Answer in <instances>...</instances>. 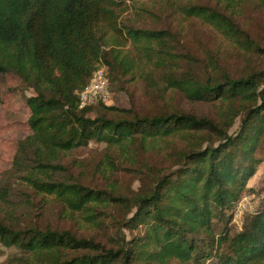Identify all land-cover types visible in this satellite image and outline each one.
I'll list each match as a JSON object with an SVG mask.
<instances>
[{
	"label": "trees",
	"instance_id": "1",
	"mask_svg": "<svg viewBox=\"0 0 264 264\" xmlns=\"http://www.w3.org/2000/svg\"><path fill=\"white\" fill-rule=\"evenodd\" d=\"M140 1L0 0V76L32 91L34 132L0 172V242L16 251L4 264H264L263 204L222 254L262 163L264 41L251 36L247 10L264 9V0H167L239 52L237 72L216 53L185 52L181 33L126 21ZM101 67L111 101L139 78L161 103L147 112L81 108L78 95ZM176 94L217 112L185 111L168 100ZM92 141L106 144L103 167L107 179L123 175L117 185L82 179L61 162ZM54 206L102 226L107 242L54 225L46 216Z\"/></svg>",
	"mask_w": 264,
	"mask_h": 264
},
{
	"label": "rangeland",
	"instance_id": "2",
	"mask_svg": "<svg viewBox=\"0 0 264 264\" xmlns=\"http://www.w3.org/2000/svg\"><path fill=\"white\" fill-rule=\"evenodd\" d=\"M204 2H207V0H204ZM130 5V11L124 18L126 21L136 22L135 25L141 28L157 30L167 28L181 33L185 38V52L196 57L205 55V52L216 53L221 60V64L230 72H237L243 66V59L239 57V52L230 46L224 37L199 20H187L177 13L167 0H142ZM247 19L249 20L248 29L251 36L257 40L264 41V9L255 4L248 5ZM138 79L128 85L129 92L127 94L118 93L112 95V101L109 102V106L120 108L134 106V109L140 112H147L156 108L161 102L155 98L154 94H149L148 84L143 79ZM32 95V91L26 88L19 77L11 74L0 76V172L12 168L19 143L34 135L30 125L32 110L26 100ZM168 100L181 109L198 115L214 117L217 112V108L212 105L189 103L180 94L172 95ZM239 126L240 123H237L231 132H234ZM67 130L71 134L74 132L72 128ZM106 147L105 143L92 141L88 147L66 153L61 162L70 165L80 174L82 179H92L94 183L105 185H107V180L110 184L117 185L124 180V177L119 173H114L110 179L106 178L108 174H105L103 167ZM122 149L120 148L119 152H122ZM259 157L262 159V163L257 175L251 182L255 187L256 196L259 197L258 200H255L256 207L264 202V144ZM58 211L59 207L54 206L46 214L54 225L81 235H92L97 239H102L104 243L107 242L106 234L108 231L103 229L102 226H92L81 217L67 219L62 214L60 215ZM239 226L235 224L236 229L234 232L226 236L224 242L222 240V254L230 253L228 248L230 240L242 231L243 226ZM121 233H123L122 236L127 238H131L133 235L126 230ZM134 233V235H139L140 231H135ZM15 253L14 249L6 248L0 242V264H4ZM167 264L194 263H182L179 260L172 259Z\"/></svg>",
	"mask_w": 264,
	"mask_h": 264
},
{
	"label": "built area",
	"instance_id": "3",
	"mask_svg": "<svg viewBox=\"0 0 264 264\" xmlns=\"http://www.w3.org/2000/svg\"><path fill=\"white\" fill-rule=\"evenodd\" d=\"M106 71V67L97 69L88 85L79 93L78 96L81 108L97 105L99 103H109L111 101L110 83L106 77ZM258 199L259 197H257L256 194H248L242 198L234 214L235 224L241 225L246 213L255 212V200Z\"/></svg>",
	"mask_w": 264,
	"mask_h": 264
}]
</instances>
